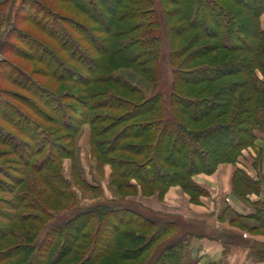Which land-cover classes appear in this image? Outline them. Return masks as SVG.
<instances>
[{"label":"trees","instance_id":"trees-1","mask_svg":"<svg viewBox=\"0 0 264 264\" xmlns=\"http://www.w3.org/2000/svg\"><path fill=\"white\" fill-rule=\"evenodd\" d=\"M262 13L264 0H0V85L35 97L0 86V154L16 155L0 163V264H188L192 233L125 196L161 198L178 184L198 202L206 190L193 175L235 163L248 147L260 161ZM163 30L167 97L157 90ZM8 55L40 62L49 79ZM86 124L95 169L110 166L118 197L83 206L62 164L81 168L75 143ZM80 182L92 197L102 189ZM257 187L235 170V194ZM251 204L252 229L264 231V200ZM215 237L226 244L229 234ZM262 247L251 251L257 260Z\"/></svg>","mask_w":264,"mask_h":264},{"label":"crops","instance_id":"crops-1","mask_svg":"<svg viewBox=\"0 0 264 264\" xmlns=\"http://www.w3.org/2000/svg\"><path fill=\"white\" fill-rule=\"evenodd\" d=\"M260 25L264 29V13ZM255 144L262 151L260 161L256 150L248 147L242 150L235 163H220L211 174L193 175L196 184L206 190L198 202H192L179 185L170 186L162 200L156 194L142 196L140 193L125 198H132L138 202L136 204L153 212L171 216L179 230L183 227L184 231L192 233L188 264H264L263 261H253L248 255L249 246L255 241L263 242L264 237L232 226L234 221L225 217L227 211H231L239 217L252 219L254 208L251 203L264 200V135L261 132H257ZM236 169H241L257 182V189L246 193L245 197L238 196L232 189ZM104 170V178L109 181L111 169L106 165ZM101 187L103 195L98 199L103 196L115 198L104 192L103 185ZM223 233L229 234L226 244L215 237Z\"/></svg>","mask_w":264,"mask_h":264},{"label":"rangeland","instance_id":"rangeland-1","mask_svg":"<svg viewBox=\"0 0 264 264\" xmlns=\"http://www.w3.org/2000/svg\"><path fill=\"white\" fill-rule=\"evenodd\" d=\"M162 35H163L162 36L163 41H162L161 54H160V59H159L160 79H159L157 90L159 92H161L164 97H167L169 92H170V86H171V81H172V73H171L172 67L170 64L169 43H168V40L166 38V34H165L164 30H163ZM8 56H9L8 58L10 60H13L17 64H19V66H21L23 68V70L30 73L33 78L38 79V80H42V81H44V80L46 81L49 79V78L45 77V75H43V73L41 71H39L40 68H42V69L45 68V66L43 64H41L40 62H38L36 60H29V59H26L23 57H18L17 55H14V56L8 55ZM0 86L5 90L10 91L11 93L13 92V93H18V94H23L27 97L35 99L32 92H30L26 89H23L22 87H20L19 84H16L14 82L4 80ZM7 98L10 100H13L15 103L21 105V107L29 113L30 117H33L39 121H42L40 119V117L34 112L33 109H31L28 105L26 106V103L21 98H20V100L22 101L21 103L17 102V100L14 99L13 96H10V97L7 96ZM42 123H44V122L42 121ZM30 132L34 133L33 130H30ZM15 133H17V132H15ZM75 144H76L75 147H76V152H77V159L79 160L81 168L76 167V168H78V170L74 169L75 172L72 170V173H71V161H70V159H63L62 172H63V175L66 178H68L70 181L71 187H72L73 191L75 192V195H76L77 200H78L77 204L84 206V205H87V204L92 203V202L97 201V200H109V198H105L104 196L102 199L94 198V197L103 195V189H101L100 193H96L95 196L92 197L91 192L88 190H85V187L80 182L81 179H85V181H87L88 183H91V182L95 183L96 182L97 184L103 185L104 192L107 193V195H111L112 197L117 198L118 196L114 190V187L109 184V181L106 180V178H104L105 170L103 172L100 169L96 170L94 159H92V157H90V155H89V148H90L89 147V126L87 124L85 126H83L82 130L80 131L79 135L76 138ZM3 148L8 149L3 144L0 143V149H3ZM15 156L16 155H11L10 152L5 153V154H0V163L6 164L9 161V159H11L12 157H15ZM77 166H79V165L77 164ZM107 169H106V171H107ZM8 173L13 174V175L18 174L16 172L11 171V170H9ZM175 185H178V184H175ZM128 193L130 194L131 192L128 190ZM165 193H164V195H165ZM135 195H137V194H130L127 196H135ZM142 196H145V195H142ZM163 196L161 198H158V199L162 200ZM127 200H129L135 204L138 203V202H134V200L132 198H128ZM225 217H227L229 219V221H234L232 226H235L241 230L248 231V232L254 234L255 236L261 235L264 237V231L263 230L252 229L253 226L258 225V222L255 219H253V218L247 219V218L239 217V216L233 214L231 211H227ZM184 229L185 228L181 227L180 231H184ZM258 246L263 248L262 242H259V241L253 242V244H251L249 246L248 255L253 261H256V262L257 261H259V262L263 261L264 262V259L263 260H257L254 258L253 254L251 255V251L252 252L256 251V247H258ZM188 251H189V249H188Z\"/></svg>","mask_w":264,"mask_h":264}]
</instances>
